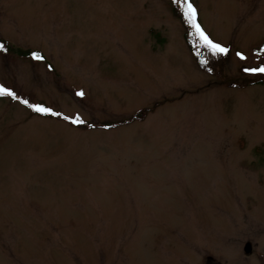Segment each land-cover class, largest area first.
I'll use <instances>...</instances> for the list:
<instances>
[{
    "label": "rangeland",
    "instance_id": "1",
    "mask_svg": "<svg viewBox=\"0 0 264 264\" xmlns=\"http://www.w3.org/2000/svg\"><path fill=\"white\" fill-rule=\"evenodd\" d=\"M189 2L220 74L169 0H0V264H264V0Z\"/></svg>",
    "mask_w": 264,
    "mask_h": 264
},
{
    "label": "trees",
    "instance_id": "2",
    "mask_svg": "<svg viewBox=\"0 0 264 264\" xmlns=\"http://www.w3.org/2000/svg\"><path fill=\"white\" fill-rule=\"evenodd\" d=\"M169 1L172 5L174 13L177 12V14L179 15V19L182 21V23L186 28L184 34L185 44L189 48L191 52V56L195 60L197 66L203 72L209 75L220 74V69L218 70L217 65L222 66L225 58L220 54L213 55L212 52L207 47H205L204 44L201 42V40L197 37L195 30L192 28L191 24L186 20L184 16V10H183L184 0H169ZM0 44L4 46V49L2 51L7 53H12L14 55H18L19 57H32L33 53H37L35 51H30V50L24 51L20 48H14L6 44L4 41H0ZM202 49L204 50V53L202 52Z\"/></svg>",
    "mask_w": 264,
    "mask_h": 264
},
{
    "label": "snow or ice",
    "instance_id": "3",
    "mask_svg": "<svg viewBox=\"0 0 264 264\" xmlns=\"http://www.w3.org/2000/svg\"><path fill=\"white\" fill-rule=\"evenodd\" d=\"M183 10H184V16H185L186 20L191 24L192 28L195 30L196 34L198 35V37L200 38V40L202 41L204 46L207 47L212 52L213 55H218V54L222 55V54L227 53V51H228L227 48L222 47L220 44L213 43L203 33L199 24L196 23L195 9L192 7L189 0H184ZM3 49H4V46L2 44H0V50H3ZM32 55H33L34 59H38V60L42 59V56H40L39 53H33ZM237 55L240 56L241 59H244L242 54L237 53ZM245 71L264 73V67L245 69ZM4 95L10 96L13 99L16 98L15 93H13L10 89L5 88L4 86H0V96H4ZM77 95H83V93H77ZM22 102L25 103L26 105H28L29 107H31L33 111L39 112L41 114H54V115H56V113H52L51 109H49V108L43 107L41 105H35V104L29 105L27 101H22ZM65 119H69V118L65 117ZM71 123H82V121L80 120L79 116H77V117L71 119Z\"/></svg>",
    "mask_w": 264,
    "mask_h": 264
},
{
    "label": "water",
    "instance_id": "4",
    "mask_svg": "<svg viewBox=\"0 0 264 264\" xmlns=\"http://www.w3.org/2000/svg\"><path fill=\"white\" fill-rule=\"evenodd\" d=\"M244 252H245L246 254H249V253L251 252V248H250V245H249V244L245 245V247H244Z\"/></svg>",
    "mask_w": 264,
    "mask_h": 264
}]
</instances>
